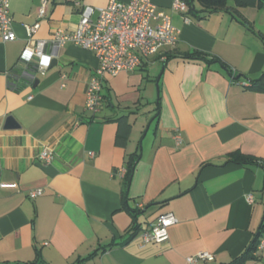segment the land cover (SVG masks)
Wrapping results in <instances>:
<instances>
[{
  "label": "crops",
  "instance_id": "crops-1",
  "mask_svg": "<svg viewBox=\"0 0 264 264\" xmlns=\"http://www.w3.org/2000/svg\"><path fill=\"white\" fill-rule=\"evenodd\" d=\"M42 1L9 0L16 38H0V261L186 264L209 251L214 261L203 264H228L239 257L264 223V80L252 82L264 70V5L229 0V11L203 12L193 0L195 10L179 12L173 0H151L178 30L174 47L163 59L105 76L102 105L92 113L84 106L98 66L92 51L67 43L43 74L35 60L20 58L30 42L24 25L37 21ZM45 1L33 39L72 31L81 5L109 0ZM194 51L218 61L184 58ZM8 115L18 127H4ZM121 115L131 124L124 146L115 143ZM44 147L49 163L38 157ZM131 161L126 186L117 170ZM38 188L42 194L30 198ZM165 212L177 219L168 239L142 243L141 232ZM253 255L240 264H264V246Z\"/></svg>",
  "mask_w": 264,
  "mask_h": 264
},
{
  "label": "built area",
  "instance_id": "built-area-1",
  "mask_svg": "<svg viewBox=\"0 0 264 264\" xmlns=\"http://www.w3.org/2000/svg\"><path fill=\"white\" fill-rule=\"evenodd\" d=\"M171 9L185 12L188 5L184 0H173ZM46 16V1L43 0L37 13V21L26 24L29 38L22 53L21 60L36 61L37 71L43 74L51 65L58 49L72 43L93 52L98 66L89 77L85 91L84 106L92 113L97 112L102 105V81L107 75H116L121 71H133L140 67L153 55L165 58L166 49L174 47L178 30L172 24L170 16L157 10L151 0H109L105 6H80L78 20L72 31L56 29L49 39H33L32 34L39 27L40 20ZM188 20V18H185ZM0 38L11 41L16 38L12 28V18L9 11V0H0ZM26 53L28 56H26ZM48 58L47 64L43 63ZM242 85L248 86L246 81ZM177 144L181 143L180 135L174 136ZM38 157L49 163L52 151L42 148ZM125 168L117 170L119 176H124ZM2 185V184H1ZM11 187H17L11 183ZM42 194L40 188L28 192L30 198ZM249 203L253 202L251 194L246 196ZM177 219L171 212L161 213L156 217L155 224L141 232L142 243H161L168 239V228ZM264 246V238L260 239L257 248ZM186 264H203L214 261L213 253L199 251L186 257ZM0 264H5L0 261Z\"/></svg>",
  "mask_w": 264,
  "mask_h": 264
},
{
  "label": "trees",
  "instance_id": "trees-1",
  "mask_svg": "<svg viewBox=\"0 0 264 264\" xmlns=\"http://www.w3.org/2000/svg\"><path fill=\"white\" fill-rule=\"evenodd\" d=\"M186 2V4L188 5V9L189 10H195L194 9V5H193V0H184ZM201 6L203 7V12H212V11H217V10H231L228 6H227V2L229 0H197ZM236 4L237 7L241 8V7H247V6H263L264 5V0H233ZM234 11H236V9H234ZM245 23V22H243ZM246 24V23H245ZM264 41V37L262 38ZM184 58H188V59H199V60H203L206 62H214V61H218L217 59L211 57V58H207V53L201 52V51H194L191 53H188L186 56H184ZM239 76L234 77L235 79H238ZM264 80V70L262 72V74L260 75L259 78L252 80L253 85H261L262 81ZM116 123H117V132H116V138H115V143L119 146H124L126 143V140L128 138L129 132L131 130V124L129 122V119L126 115H121L118 116L115 119ZM136 156H139L136 155ZM235 159H233L235 162H241V163H257V164H261V162H259L258 160H256L253 157H249V156H240V155H235L234 156ZM134 162L131 161L127 164V166L125 167V174L124 177L126 179V186L130 181L132 172L134 170ZM124 194L126 195V191H124ZM125 204L127 205V203L125 202ZM128 209L131 212V215L133 217H136V215L138 214V210L137 209H131L128 207ZM264 226V223H261V227L257 233V236L255 237V239L250 243V245L248 246V248L239 256L237 257L235 260H233L232 262L228 263V264H240L242 263L245 259L247 258H254V251L257 248V245L260 241V238L258 237L261 233H262V228ZM131 233L134 232V230H129ZM94 253L89 254L88 257H91L92 255H94ZM85 257V258H88ZM84 260V258L82 259Z\"/></svg>",
  "mask_w": 264,
  "mask_h": 264
},
{
  "label": "water",
  "instance_id": "water-1",
  "mask_svg": "<svg viewBox=\"0 0 264 264\" xmlns=\"http://www.w3.org/2000/svg\"><path fill=\"white\" fill-rule=\"evenodd\" d=\"M56 59H52V63L51 65H55L56 64ZM18 123L15 121V119L11 116V115H8L5 119V123H4V127L5 128H16L18 127Z\"/></svg>",
  "mask_w": 264,
  "mask_h": 264
},
{
  "label": "clouds",
  "instance_id": "clouds-1",
  "mask_svg": "<svg viewBox=\"0 0 264 264\" xmlns=\"http://www.w3.org/2000/svg\"><path fill=\"white\" fill-rule=\"evenodd\" d=\"M26 56H28V54L26 53ZM47 60H48V58H44V60H43V63L46 65L47 64Z\"/></svg>",
  "mask_w": 264,
  "mask_h": 264
},
{
  "label": "rangeland",
  "instance_id": "rangeland-1",
  "mask_svg": "<svg viewBox=\"0 0 264 264\" xmlns=\"http://www.w3.org/2000/svg\"><path fill=\"white\" fill-rule=\"evenodd\" d=\"M142 135H143V133H142ZM142 135H141V136H142Z\"/></svg>",
  "mask_w": 264,
  "mask_h": 264
}]
</instances>
